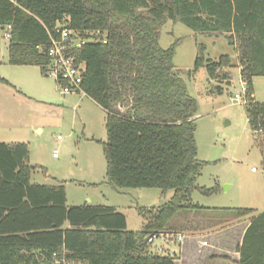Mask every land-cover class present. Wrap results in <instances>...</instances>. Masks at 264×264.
<instances>
[{"label":"trees","instance_id":"1","mask_svg":"<svg viewBox=\"0 0 264 264\" xmlns=\"http://www.w3.org/2000/svg\"><path fill=\"white\" fill-rule=\"evenodd\" d=\"M64 20L83 39L105 35L74 55L85 68V96L106 113L109 185L174 196L158 208L139 209L142 229L130 232L126 216L113 207L68 206L63 185H33L29 146L0 143V264H176L152 253L148 241L169 231L182 211L201 209L190 200L206 163L198 159L195 137L198 104L175 71L181 41L161 48V30L180 22L198 34L225 36L235 47L238 65L230 56L214 61L199 54L194 72L205 68L222 93L224 84L232 85L230 70L240 69L264 166V103L254 90V80L264 77V0H0V27L12 28L9 64L38 67L47 76L49 33ZM232 211L250 218L238 264H264V213Z\"/></svg>","mask_w":264,"mask_h":264},{"label":"rangeland","instance_id":"2","mask_svg":"<svg viewBox=\"0 0 264 264\" xmlns=\"http://www.w3.org/2000/svg\"><path fill=\"white\" fill-rule=\"evenodd\" d=\"M179 40L175 71L198 104L195 137L198 159L206 163L197 187L217 188L211 196L198 189L193 192L191 204L201 208L194 215L217 222L222 219L226 224L243 222L248 217L238 216L234 211L228 214L227 209L264 213V166L248 124L240 69L230 70L232 85L224 84L222 93L217 92V83L209 80L205 68L194 72L199 54L214 61L230 56L233 65H238L236 49L225 36L198 34L180 22L164 25L161 48L169 49ZM8 46L5 30L0 29V78L7 81L0 82V143L29 146L28 163L36 167L31 175L33 185L58 186L62 182L59 184L67 186L68 206L113 207L126 216L128 231H140L144 221L139 209L169 203L174 192L118 191L111 187L104 155L106 113L86 96H62L55 80L43 76L38 67L11 66ZM254 90L256 101L264 103V77L254 80ZM236 95L241 96L240 101L235 100ZM39 128L42 133L37 131ZM237 233L240 238V231ZM164 242V239L155 241L154 246L150 243L151 252L171 256L170 251L162 252ZM238 245L228 251L233 260Z\"/></svg>","mask_w":264,"mask_h":264},{"label":"crops","instance_id":"3","mask_svg":"<svg viewBox=\"0 0 264 264\" xmlns=\"http://www.w3.org/2000/svg\"><path fill=\"white\" fill-rule=\"evenodd\" d=\"M37 131L43 132L40 128ZM59 183L58 185L64 186ZM64 187L68 195L67 186ZM194 211L196 210L179 213L180 215L175 217V222L171 224L169 231L153 238L151 242L153 246L155 241L164 239L162 252L170 251L176 264H238L239 254L237 253V257L233 260L228 251L237 243L241 246L244 233L250 224V218L248 217L243 222L226 224L222 219L217 222L214 219L197 217ZM237 231H240V238L236 237L239 235Z\"/></svg>","mask_w":264,"mask_h":264},{"label":"built area","instance_id":"4","mask_svg":"<svg viewBox=\"0 0 264 264\" xmlns=\"http://www.w3.org/2000/svg\"><path fill=\"white\" fill-rule=\"evenodd\" d=\"M0 29L5 30V38L10 41L11 26L0 27ZM49 36L50 45L47 55L50 59V65L47 69V76L55 80L57 90L62 96H85L82 89L85 68L84 65L77 62L74 52L86 43L96 42V38L102 41L101 39H105V35H101L100 32L87 33V38L83 39L81 33L71 30L64 20L56 25L54 33H49ZM235 100L240 101L241 96L236 95ZM56 157L57 154L55 153L54 158ZM152 241L153 239L149 240L150 243Z\"/></svg>","mask_w":264,"mask_h":264}]
</instances>
